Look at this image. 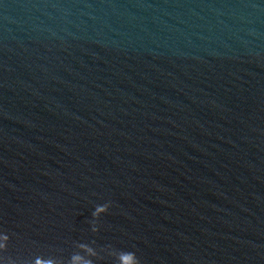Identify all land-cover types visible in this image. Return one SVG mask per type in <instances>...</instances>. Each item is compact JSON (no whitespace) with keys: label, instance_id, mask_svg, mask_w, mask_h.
Listing matches in <instances>:
<instances>
[{"label":"water","instance_id":"water-1","mask_svg":"<svg viewBox=\"0 0 264 264\" xmlns=\"http://www.w3.org/2000/svg\"><path fill=\"white\" fill-rule=\"evenodd\" d=\"M0 264H264V0H0Z\"/></svg>","mask_w":264,"mask_h":264}]
</instances>
